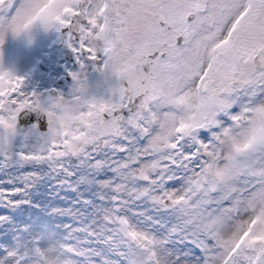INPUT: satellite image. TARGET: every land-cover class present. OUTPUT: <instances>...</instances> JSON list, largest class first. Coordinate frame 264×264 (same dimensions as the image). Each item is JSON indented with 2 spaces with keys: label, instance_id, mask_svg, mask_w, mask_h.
Here are the masks:
<instances>
[{
  "label": "snow or ice",
  "instance_id": "6c2138e0",
  "mask_svg": "<svg viewBox=\"0 0 264 264\" xmlns=\"http://www.w3.org/2000/svg\"><path fill=\"white\" fill-rule=\"evenodd\" d=\"M41 33L62 86L5 65ZM37 260L264 264V0H0V264Z\"/></svg>",
  "mask_w": 264,
  "mask_h": 264
},
{
  "label": "rangeland",
  "instance_id": "374dc122",
  "mask_svg": "<svg viewBox=\"0 0 264 264\" xmlns=\"http://www.w3.org/2000/svg\"><path fill=\"white\" fill-rule=\"evenodd\" d=\"M37 44L29 47L23 38H16L9 36L4 45V62L8 67L16 66L21 71L27 72L31 68L43 65L40 71L44 73V76H35V82L39 87H57L56 84L60 77L63 75L64 64L67 63L65 57H60L51 64L47 62L48 58L45 53L50 52L49 45L51 44V37L46 34H39L36 36ZM58 64V68L53 69L54 65ZM37 198H42V202L55 203L60 206H68L75 199V193L61 191L57 194L53 181H46L43 185L39 186L35 193ZM55 244L52 248L38 250L39 255L44 256L46 253L55 251ZM34 264H40V261H34ZM49 264H71L70 261L65 262H53L49 261Z\"/></svg>",
  "mask_w": 264,
  "mask_h": 264
},
{
  "label": "water",
  "instance_id": "95a60500",
  "mask_svg": "<svg viewBox=\"0 0 264 264\" xmlns=\"http://www.w3.org/2000/svg\"><path fill=\"white\" fill-rule=\"evenodd\" d=\"M62 84H63V82L59 83L58 85H59V86H62Z\"/></svg>",
  "mask_w": 264,
  "mask_h": 264
},
{
  "label": "flooded vegetation",
  "instance_id": "af4514ba",
  "mask_svg": "<svg viewBox=\"0 0 264 264\" xmlns=\"http://www.w3.org/2000/svg\"><path fill=\"white\" fill-rule=\"evenodd\" d=\"M59 66L56 67V69L58 68Z\"/></svg>",
  "mask_w": 264,
  "mask_h": 264
}]
</instances>
